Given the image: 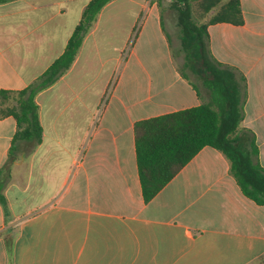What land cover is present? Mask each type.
Wrapping results in <instances>:
<instances>
[{
    "label": "crops",
    "instance_id": "obj_1",
    "mask_svg": "<svg viewBox=\"0 0 264 264\" xmlns=\"http://www.w3.org/2000/svg\"><path fill=\"white\" fill-rule=\"evenodd\" d=\"M90 1H1L0 90L41 76ZM240 3L244 22L210 24L208 47L239 80L241 126L264 167V0ZM168 21L160 0L110 1L70 68L36 97L42 141L14 145L16 119L0 118V170L10 171L0 264H264V205L243 193L220 150L203 147L144 200L136 122L209 96Z\"/></svg>",
    "mask_w": 264,
    "mask_h": 264
},
{
    "label": "trees",
    "instance_id": "obj_2",
    "mask_svg": "<svg viewBox=\"0 0 264 264\" xmlns=\"http://www.w3.org/2000/svg\"><path fill=\"white\" fill-rule=\"evenodd\" d=\"M110 1L88 3L63 54L35 81L19 91L0 90V118L13 116L17 121L14 145L18 141L34 145L42 141L36 97L70 68L97 15ZM195 6L203 17L212 11L214 14L207 22L199 23L193 13ZM172 7L178 10L184 65L196 75L209 96L198 106L136 122L137 162L144 200H152L203 147L212 146L229 159L230 172L243 193L264 205V167L258 160L255 135L241 126L244 114L239 80L230 67L212 56L208 47L210 24L244 22L240 0H174ZM198 91L201 95L199 87ZM11 99L13 104L8 103ZM9 176L8 162L0 170V202L4 204L3 190Z\"/></svg>",
    "mask_w": 264,
    "mask_h": 264
},
{
    "label": "rangeland",
    "instance_id": "obj_3",
    "mask_svg": "<svg viewBox=\"0 0 264 264\" xmlns=\"http://www.w3.org/2000/svg\"><path fill=\"white\" fill-rule=\"evenodd\" d=\"M160 1L162 3V6H163L164 15L166 16L167 19H169V20L171 19V22L168 21L169 30H170V33L172 36L173 45L175 48H177L180 45V41H179L180 27L178 25V10L171 7L172 0H160ZM193 13H194L195 19L199 23L207 22L211 18V16L214 14V12L212 11L210 14L203 17V16H201V13L199 12V9L197 6L194 7ZM182 61L183 60L180 57L178 59V62L182 63ZM188 72L194 79L197 80V78L194 75H192V73H190V71H188ZM8 103L13 104L14 101L11 99Z\"/></svg>",
    "mask_w": 264,
    "mask_h": 264
}]
</instances>
